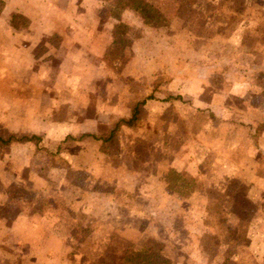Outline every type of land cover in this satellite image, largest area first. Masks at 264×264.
<instances>
[{
    "label": "rangeland",
    "instance_id": "obj_1",
    "mask_svg": "<svg viewBox=\"0 0 264 264\" xmlns=\"http://www.w3.org/2000/svg\"><path fill=\"white\" fill-rule=\"evenodd\" d=\"M100 2L114 36L90 71L113 137L37 136L1 161L31 217L0 264H264V0Z\"/></svg>",
    "mask_w": 264,
    "mask_h": 264
},
{
    "label": "crops",
    "instance_id": "obj_2",
    "mask_svg": "<svg viewBox=\"0 0 264 264\" xmlns=\"http://www.w3.org/2000/svg\"><path fill=\"white\" fill-rule=\"evenodd\" d=\"M101 4L100 0H0V137L17 133L99 139L110 133L111 124L99 122L105 115L94 96L96 81L90 71L92 62L103 63L111 44L101 26L109 25L114 36L112 18L98 17ZM91 107L92 114L86 116ZM29 138L10 142L4 155L0 150V165L4 158L17 161L18 149L34 147ZM10 177L9 172L6 178ZM2 180L0 171V184ZM23 181L34 183L30 178ZM10 182L4 181L5 190ZM13 200L0 194V216L10 221L0 230V251L8 252L9 258L16 257L13 247L27 244L3 240L5 235L26 238L31 217L25 211L19 216L18 210L24 208L12 207Z\"/></svg>",
    "mask_w": 264,
    "mask_h": 264
},
{
    "label": "trees",
    "instance_id": "obj_3",
    "mask_svg": "<svg viewBox=\"0 0 264 264\" xmlns=\"http://www.w3.org/2000/svg\"><path fill=\"white\" fill-rule=\"evenodd\" d=\"M121 8H125V9H132V10H134L135 12H140L141 13V8L140 7H138V6H130V5H125V4H123L122 6H121ZM143 22L144 23H146V21L143 19ZM136 115V112H135V110L133 111V113L131 114V117L128 119V120H126V121H121V123H119L120 125H125V126H129V124H130V120H133V118H134V116ZM116 125V124H115ZM118 125H116L115 126V128L117 127ZM113 134H114V131L112 130V131H110V133L106 136V137H102V140L103 141H109L112 137H113ZM30 140H37V138H35L34 136L33 137H30L29 138ZM141 251V250H140ZM139 251V252H140ZM142 252H143V250H142Z\"/></svg>",
    "mask_w": 264,
    "mask_h": 264
}]
</instances>
